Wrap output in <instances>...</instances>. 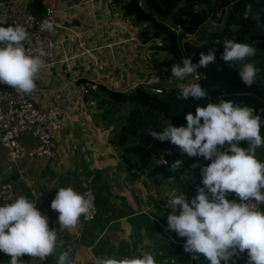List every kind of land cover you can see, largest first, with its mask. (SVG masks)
Segmentation results:
<instances>
[{"label": "crops", "instance_id": "0c3cea01", "mask_svg": "<svg viewBox=\"0 0 264 264\" xmlns=\"http://www.w3.org/2000/svg\"><path fill=\"white\" fill-rule=\"evenodd\" d=\"M12 1L17 9L28 10L31 0ZM41 3L53 12V29L47 33L55 47L38 80L43 93L50 88L58 90L64 113L60 126L51 131L55 144L52 158L22 157L8 169L0 148V184L12 185V201L26 196L36 202L37 209L48 217L50 229H60L59 213L50 204L61 187L71 186L78 193L90 187L96 214L72 230L59 231L52 256L41 261L24 254L20 257L23 264H57L59 254L67 252L66 243L73 247L67 252L73 264L123 260L144 253H151L157 264H210L203 254L186 252L185 238L167 228V216L172 212L168 199L183 193L190 202L189 183L196 172L202 175V170L193 166L190 174L187 170L172 183L166 177L151 181L146 172L131 166L133 161H124L120 148L108 141L119 113L108 109L111 103L102 87L126 91L163 78L146 67L148 44L139 40L129 18L112 0ZM81 86L87 91L82 92ZM126 111L123 106L121 113ZM20 141L26 146L35 144L29 132L22 133ZM205 193L211 196L206 188ZM234 197V192L226 195L228 200ZM259 210L264 213V204ZM9 261L10 256L0 252V264ZM228 264H249L247 250L241 253L237 249Z\"/></svg>", "mask_w": 264, "mask_h": 264}, {"label": "clouds", "instance_id": "9594fccd", "mask_svg": "<svg viewBox=\"0 0 264 264\" xmlns=\"http://www.w3.org/2000/svg\"><path fill=\"white\" fill-rule=\"evenodd\" d=\"M249 12L250 8L246 10L245 18ZM44 26L52 30L53 22L45 21ZM29 37L30 33L23 25L0 26V83L23 94H31L36 89L44 66L42 53L31 55L26 50ZM223 48L221 59L233 66L239 63L242 82L251 86L260 72L255 63L250 62L257 48L233 39H225ZM213 62L215 51L209 50L207 54H200L196 64L183 55L180 62L172 66L173 78L183 81L193 77L195 81L180 87V98L205 99L206 91L196 83L201 79L196 69ZM185 120L186 126L174 127L168 122L161 132L150 131L155 139L171 142L190 157L203 156L211 160L202 169L204 188L198 187L197 195L190 202L183 193L168 199L172 212L167 216V228L186 238V252L203 254L210 264H221L222 261L228 264L237 249L241 253L247 250L249 264H264V213L258 210V205L264 204V162L256 156V150L264 147L260 135L264 121L252 107L240 106L231 100L197 106L195 115L189 113ZM240 141H247L249 147H239ZM225 144L228 146L226 151H221ZM181 166L182 161L175 160L169 170L175 172ZM169 182H173L172 177ZM233 192L240 203L226 199V195ZM252 200L254 204L245 203ZM177 206L179 214H176ZM50 207L59 213V230L49 228L48 217L41 214L36 202L26 196L0 206V252L10 256L9 264H23L20 257L24 254L41 261L52 256L57 248L58 232L75 227L80 217L89 213L92 202L69 186L56 191ZM57 264H69V254L60 253ZM98 264L157 262L151 253H144L141 257L123 260L100 259Z\"/></svg>", "mask_w": 264, "mask_h": 264}, {"label": "trees", "instance_id": "16d2710c", "mask_svg": "<svg viewBox=\"0 0 264 264\" xmlns=\"http://www.w3.org/2000/svg\"><path fill=\"white\" fill-rule=\"evenodd\" d=\"M118 4L122 14L129 18L136 36L147 43L150 50L146 67L157 78L172 74L171 68L184 55L181 37L201 32L209 50L215 51L220 60L224 52L223 41L250 43L257 53L250 62L260 69L257 82L264 88V0H112ZM28 10L37 18L43 15L41 0H31ZM250 8L247 18L245 12ZM216 19L218 24L212 29H202L204 23ZM223 61V60H222ZM236 67L239 69L240 64ZM190 78V77H188ZM185 80H176V87H168L160 79L157 82L137 84L126 91L102 87L108 96V108L117 115L116 127L109 133L108 141L117 145L121 157L141 172H146L151 181L160 177L178 180L187 170L203 162V156H188L169 141L155 139L150 131L161 132L168 122L174 127L186 126L185 116L195 115L196 107H206L207 103L231 100L240 106H249L264 121V102L253 95L235 94L219 97L215 101L209 97L203 100L180 98V86ZM158 88L160 92L153 89ZM123 106L127 111L123 114ZM203 121H201L202 123ZM260 135L264 139V124ZM241 148H248L247 141H240ZM228 147V146H227ZM227 149V148H226ZM226 149L224 151H226ZM230 154V153H229ZM257 159L264 162V147L256 150ZM162 160L165 162L163 163ZM181 160L182 166L172 172L170 165ZM196 172L189 183L188 196L194 198L197 188H204L203 174ZM240 203L239 197L229 199Z\"/></svg>", "mask_w": 264, "mask_h": 264}, {"label": "built area", "instance_id": "2783aa9c", "mask_svg": "<svg viewBox=\"0 0 264 264\" xmlns=\"http://www.w3.org/2000/svg\"><path fill=\"white\" fill-rule=\"evenodd\" d=\"M45 21L53 22V12L50 7H45L43 15L35 17L29 10H19L12 0H0V25L15 26L23 25L30 33L25 48L31 55H41L43 61H50L54 56L55 44L48 36V29L44 26ZM194 80L192 77L191 82ZM36 89L31 94L17 93L16 89L5 83H0V148L4 151V159L8 169L17 165L22 157L41 156L50 159L54 156V141L51 131L60 126L64 108L61 105L60 95L57 89L50 88L42 92L39 80L36 81ZM155 92L160 89L154 88ZM81 91L86 88L81 86ZM47 102L43 103V98ZM29 132L35 139V144L26 146L20 141V136ZM164 163L165 161L162 160ZM92 202V207L87 215L80 217V222H88L96 214L95 196L90 187H83L79 192ZM13 198V187L10 183L0 184V206L10 204ZM245 203H255L254 200ZM259 210V205H258ZM186 243V238H185ZM67 252H72L70 243L64 245ZM129 258V257H127ZM132 258V257H130ZM105 258L103 260H107ZM69 264H73L69 260ZM88 264H98L93 259Z\"/></svg>", "mask_w": 264, "mask_h": 264}, {"label": "water", "instance_id": "95a60500", "mask_svg": "<svg viewBox=\"0 0 264 264\" xmlns=\"http://www.w3.org/2000/svg\"><path fill=\"white\" fill-rule=\"evenodd\" d=\"M181 48L184 57L191 58L194 64L198 63L201 53L207 54L209 52L205 40L194 44L185 37H181ZM196 71L201 76V79L197 80L196 83L206 91V97L218 101L219 97L222 96L246 94L253 95L264 102V88L262 86L257 82L251 86L245 85L239 76V69L216 56L215 62L209 63L207 67H198Z\"/></svg>", "mask_w": 264, "mask_h": 264}, {"label": "rangeland", "instance_id": "374dc122", "mask_svg": "<svg viewBox=\"0 0 264 264\" xmlns=\"http://www.w3.org/2000/svg\"><path fill=\"white\" fill-rule=\"evenodd\" d=\"M217 24H218V22H217L216 19H210L206 23H204L202 29H212L215 26H217ZM201 34H202L201 32H198L196 34L187 36L185 38L188 39V40H190L192 43L197 44L198 42L204 40L202 38V35ZM191 80H192V77L188 78V80L184 84L179 85V86L182 87L183 85H186L188 83H191ZM160 81H162V83H166L168 87L169 86L170 87H176L177 86V82L173 78L172 74H168V75L164 76L163 78L160 79ZM226 148H227V144H225L224 148H221L220 150L221 151H224ZM210 163H211V160L204 159L203 162H201L199 164H196L193 168H194V170H199V169L202 170L203 168L207 167ZM191 170H189L187 173L190 174L191 173Z\"/></svg>", "mask_w": 264, "mask_h": 264}]
</instances>
